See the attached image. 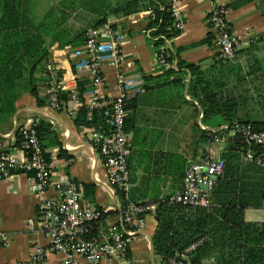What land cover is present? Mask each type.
<instances>
[{"label": "crops", "instance_id": "obj_1", "mask_svg": "<svg viewBox=\"0 0 264 264\" xmlns=\"http://www.w3.org/2000/svg\"><path fill=\"white\" fill-rule=\"evenodd\" d=\"M236 1L181 0L179 9L184 19V28L181 35L174 40L172 51L186 63L211 69L218 54L214 42L206 40L210 35L215 37L209 18L215 5L221 4L230 10L228 19L236 36H258L254 54L260 56L258 51H264V16L258 0H243L242 5L233 7ZM93 2L94 7H88L87 0H22V28L37 30L50 12L54 20L59 19L60 25L56 26L58 28L63 27L73 32L88 28L95 19L104 14L106 8L105 0ZM106 2L108 5L115 0ZM150 16V11L127 17L109 15L108 22L124 34L120 47L124 60L122 67L109 62L101 65L104 84L100 89L103 98L114 99L120 94L117 79L121 71L136 83L141 78L145 81L141 86L142 91L136 95L127 126L132 144L131 188L138 202L156 201L181 191L184 177L178 178L173 170L177 168L178 161L182 167L183 158H186L187 165L189 161H195L209 151L216 157H223L228 153L227 141L213 142L211 139L207 143H198V136L193 131V124H200L201 121L200 115L194 116V105L198 103L187 94L181 84L165 83L163 75L166 70L159 64L155 40L147 33ZM44 39L51 49L49 59L60 66L68 89L73 86L79 89L82 85L84 91L80 94L86 102L88 92L93 89L90 77L76 70L70 55L73 49L81 46H64L58 42L52 44L53 35L51 37L49 34L44 35ZM165 48L170 49L168 44ZM246 60L243 57L242 61ZM44 67L45 65L35 76L40 80L41 96L47 94L48 78ZM190 79L191 76L187 74V82ZM251 80L243 83V89L246 85L249 89L252 87ZM96 115L101 123L109 118L105 108L97 111ZM77 116L78 113L73 116L65 111L52 109L48 104L39 106L37 99L26 88L21 89L13 106L0 114V155L24 157L9 134L20 126H32L40 121L49 123L51 132L43 137V141L46 153L51 156L54 181L76 183L82 191L84 202L110 212L106 223H116L119 221L118 213H115L118 202L110 191L106 167L87 139L86 125L76 123ZM194 137L197 141L193 144ZM237 154L240 155L238 163L243 165L248 180L264 183V168L247 160L245 154ZM169 159L173 161V166L167 172ZM30 174L16 171L8 180L0 174V228L10 235L9 243L0 244V264H28L31 246L48 243L40 224L36 223L35 229L30 230L29 221L40 220L38 201L55 196L56 192L50 189L41 195L36 194L32 189ZM245 218L250 222L264 223V207H248ZM157 228L156 215L150 213L146 216L145 227L130 247L128 259L131 264H166L153 248ZM42 264H66L65 255L61 252L50 253ZM77 264L90 263L81 259ZM102 264L115 263L105 260Z\"/></svg>", "mask_w": 264, "mask_h": 264}, {"label": "trees", "instance_id": "obj_2", "mask_svg": "<svg viewBox=\"0 0 264 264\" xmlns=\"http://www.w3.org/2000/svg\"><path fill=\"white\" fill-rule=\"evenodd\" d=\"M243 2L237 0L233 7ZM258 3L264 16V0H258ZM21 5L22 0H0V114L13 106L23 88L37 99L39 106L48 104V91L41 96L40 80L35 77L36 72L50 60L51 49L45 44L44 35H53L52 44L83 46L88 30L107 24L109 15L127 17L152 11L154 16L149 17L148 23V28H154L151 35L165 37L154 42L156 51L167 62H177L178 67L164 72L165 83L181 84L187 94L197 101L194 116L202 113V122L209 128L219 129L223 125L232 128L239 124L264 131V58L254 54L256 44L239 49L234 61L217 59L211 69H205L199 64L182 61L174 51L165 48V39H176L181 35V30L175 26L171 0H115L112 4L105 3L102 16L88 28L75 32L56 27L60 25L59 19L54 20L52 12L37 30L22 28ZM213 39L210 35L206 40L211 43ZM243 57L247 59L246 62L242 61ZM187 74L191 76L189 82ZM249 79H252V87L249 89L246 85L243 89V83ZM83 91L81 85L79 92ZM69 96V92H63L60 98L66 100ZM136 98L127 99L129 116ZM97 111L99 109L95 110V121L98 122ZM88 113L87 108H81L76 123L92 124L88 120ZM35 129L45 148L43 137L51 132V125L40 121ZM193 131L198 136V143H207L212 139L211 131L203 129L198 123L193 124ZM216 133L222 132L219 130ZM20 139L21 136L15 145L19 146L22 154L30 156L31 150L22 146ZM196 141L194 137L193 144ZM251 147L255 151L264 150L244 142L239 133L227 140L228 153L223 155L226 168L211 193V207L170 203L169 196L164 201L158 200L155 212L158 228L153 238V248L166 264L170 259L179 258L186 248L204 238L206 241L190 254L192 264H200L210 258H214L216 264H264V223L250 222L245 218L248 207H264V183L249 181L243 165L238 163L240 155L237 153L243 155ZM45 158L51 162L50 154L45 153ZM167 161L166 171L169 172L173 161ZM186 162V158H183L181 167L178 161L177 168L173 170L178 178L185 176ZM129 197L131 201L138 202L132 188ZM100 210L103 216L93 224L94 234L98 233L100 223H106V218L111 215L108 211Z\"/></svg>", "mask_w": 264, "mask_h": 264}, {"label": "built area", "instance_id": "obj_3", "mask_svg": "<svg viewBox=\"0 0 264 264\" xmlns=\"http://www.w3.org/2000/svg\"><path fill=\"white\" fill-rule=\"evenodd\" d=\"M181 0H171V8L175 17V26L182 31L184 19L179 9ZM229 8L225 5H215L209 21L215 32L214 46L218 59L225 62L234 61L237 52L258 42V36H236L229 22ZM151 16H154L150 11ZM154 28H148L147 33L153 40L165 38L152 37ZM104 39L105 41H102ZM124 34L113 27L109 22L103 26L89 29L86 42L81 48L70 52L74 66L80 73L90 77L93 89L88 92L85 102L77 86L68 89L64 74L60 66L49 60L44 68L48 78V105L55 110H62L70 115H76L81 108L89 110L88 120L92 123L86 125L87 139L95 151L102 158L108 174V185L112 195L118 202L116 223L101 222L98 233H93V224L101 219L102 211L93 204L84 202L82 191L76 183L54 181L51 164L45 158V148L39 138L35 125L20 126L9 134L13 142L21 136V145L31 150L30 156L13 158L9 154L0 155V174L8 180L12 173L18 171L31 173L29 178L33 191L41 195L54 189L55 196L42 198L38 201L40 220L31 219L29 229H35V224L45 234L48 243L33 244L28 253V264H42L50 253L61 252L65 255L66 264H77L81 259L90 264H102L105 260L115 264H131L128 259L129 250L133 241L143 230L146 216L155 214L159 201L147 200L133 202L129 191L132 187V170L130 160L132 144L126 130L129 112L126 108L127 99L134 98L142 91L144 78L135 80L129 78L122 71L118 75L117 88L120 94L114 98H103L101 87L104 84L101 75V65L106 62L122 67L123 54L120 50ZM175 39H165L166 44L173 50ZM169 49V48H168ZM159 64L165 69L177 67V62H167L163 55H158ZM69 92L70 96L64 100L61 93ZM105 108L109 118L105 123L95 121V110ZM200 126L211 131L213 142L227 141L237 133L250 146L264 148V131H258L252 126L235 124L232 128L223 125L221 128H209L203 124V114H200ZM221 130V134L216 132ZM245 158L264 168V150L255 151L252 147L245 153ZM226 168V159L214 156L211 151L203 153L197 160L189 161L183 178L182 190L169 196L170 203L194 205L209 208L212 205V191ZM206 187V188H205ZM166 197L159 200L164 201ZM39 221V222H38ZM206 239H201L186 248L179 258H173L168 264H192L190 254L198 249ZM10 242V235L0 228V244ZM12 264H24L14 262ZM200 264H216L214 258Z\"/></svg>", "mask_w": 264, "mask_h": 264}, {"label": "rangeland", "instance_id": "obj_4", "mask_svg": "<svg viewBox=\"0 0 264 264\" xmlns=\"http://www.w3.org/2000/svg\"><path fill=\"white\" fill-rule=\"evenodd\" d=\"M105 3H107L106 0H105ZM87 4L89 5L88 7H91V6L94 7L93 0H87ZM258 54H260V56L262 55L264 57V51L259 50Z\"/></svg>", "mask_w": 264, "mask_h": 264}, {"label": "water", "instance_id": "obj_5", "mask_svg": "<svg viewBox=\"0 0 264 264\" xmlns=\"http://www.w3.org/2000/svg\"><path fill=\"white\" fill-rule=\"evenodd\" d=\"M206 188V187H205Z\"/></svg>", "mask_w": 264, "mask_h": 264}]
</instances>
